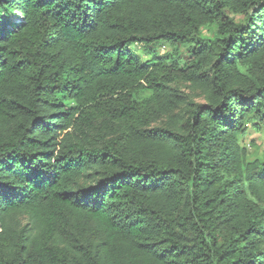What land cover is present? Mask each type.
I'll use <instances>...</instances> for the list:
<instances>
[{
    "label": "trees",
    "instance_id": "trees-1",
    "mask_svg": "<svg viewBox=\"0 0 264 264\" xmlns=\"http://www.w3.org/2000/svg\"><path fill=\"white\" fill-rule=\"evenodd\" d=\"M250 128L264 0H0V264H264Z\"/></svg>",
    "mask_w": 264,
    "mask_h": 264
},
{
    "label": "rangeland",
    "instance_id": "rangeland-1",
    "mask_svg": "<svg viewBox=\"0 0 264 264\" xmlns=\"http://www.w3.org/2000/svg\"><path fill=\"white\" fill-rule=\"evenodd\" d=\"M142 45H134V49L136 52L141 56L143 60H147L151 58V54L146 53V50L141 48ZM172 50L171 46L169 44L159 45L155 48L154 53L158 55H163L165 53H168ZM153 53V54H154ZM254 140L257 145H260L259 151H257V148L251 145V141ZM242 145L246 146L251 153L252 157L254 156H261L264 150V131H255L254 129L250 128L246 135L242 137L241 140Z\"/></svg>",
    "mask_w": 264,
    "mask_h": 264
}]
</instances>
